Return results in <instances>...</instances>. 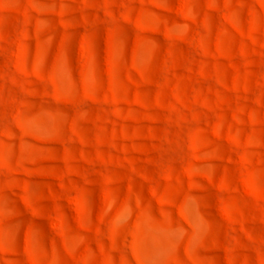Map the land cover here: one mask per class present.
I'll use <instances>...</instances> for the list:
<instances>
[{"label": "rangeland", "instance_id": "rangeland-1", "mask_svg": "<svg viewBox=\"0 0 264 264\" xmlns=\"http://www.w3.org/2000/svg\"><path fill=\"white\" fill-rule=\"evenodd\" d=\"M0 264H264V0H0Z\"/></svg>", "mask_w": 264, "mask_h": 264}]
</instances>
